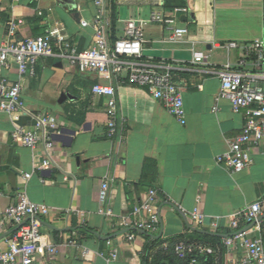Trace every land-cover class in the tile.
Masks as SVG:
<instances>
[{
    "label": "crops",
    "instance_id": "1",
    "mask_svg": "<svg viewBox=\"0 0 264 264\" xmlns=\"http://www.w3.org/2000/svg\"><path fill=\"white\" fill-rule=\"evenodd\" d=\"M71 1L75 5L64 0H20L14 5L0 0V45L51 35L78 50L88 48L95 32L81 22H92L100 7L95 0ZM176 8L188 9L175 25L187 34L170 43L164 25L152 18L170 16ZM104 9L111 41L126 37L129 23H147L144 49L149 58L196 68L193 61L199 54L207 58V65L197 66L200 69L236 68L245 61V70L257 72L252 47L264 38V0H104ZM16 20L22 25L10 36V24ZM6 76L11 82L18 79L16 71ZM177 79L185 125L145 90L126 80L81 72L64 59L40 58L36 75L24 78V112L10 116L0 111V209L23 192L51 209L42 220L44 246L34 264L229 261L225 240L233 234L234 219L264 196V141L252 149V163L243 171L232 173L218 165L216 158L229 150L228 140L243 129V112L219 97L217 77L183 72ZM96 84L116 88L121 117L127 120L123 145L107 138V100L92 95ZM39 115L75 135L54 140L50 165L36 169L34 157L46 158L45 151L16 144L12 132L18 126L32 128ZM106 182L109 189L104 192ZM151 191L156 192L153 206L161 216L156 239L126 227L142 219L135 212L150 200ZM196 210L205 216V225L193 223ZM143 213L146 219L148 213ZM261 218L252 225L241 222L239 232L264 244V214ZM183 238L207 245L213 253L181 258L175 245ZM152 240L158 242L152 245ZM49 247L56 253L50 256ZM245 256L238 241L233 258Z\"/></svg>",
    "mask_w": 264,
    "mask_h": 264
},
{
    "label": "built area",
    "instance_id": "2",
    "mask_svg": "<svg viewBox=\"0 0 264 264\" xmlns=\"http://www.w3.org/2000/svg\"><path fill=\"white\" fill-rule=\"evenodd\" d=\"M13 5L20 0H11ZM100 7L92 22L82 21L83 28L91 27L95 32L93 43L88 48L78 50L69 41L55 40L51 35L28 38L17 43L7 41L0 45V111L10 116L24 112L22 81L26 76L36 75V64L43 57H57L67 60L81 72L98 74L101 78L126 80L130 85L145 90L154 100L163 104L166 110L183 125L186 123V110L182 95V86L178 74L199 72L217 77L221 83L219 97L230 101L235 111H242L245 124L235 137L228 140L229 150L216 158L218 165L228 168L232 173H239L252 163V149L264 141V38L256 42L252 51L257 54V72L247 70L246 62H240L236 68L200 69L198 65H207V58L196 54L193 64H174L164 60H154L145 55L144 27L129 23L125 29L126 37L111 41L108 35L109 21L105 15L104 0H95ZM188 12L187 8H176L172 15H158L152 22L164 25L168 33L167 40L177 43L187 34L185 28L176 27L178 15ZM22 25L20 20L11 22L10 36L16 34ZM235 47V45H232ZM11 71L18 73V79L9 81L6 75ZM92 95L107 100V138L117 145H123L127 139V120L121 117L117 100V91L113 86L96 84ZM32 128L18 126L12 132L16 144L37 152L40 148L46 158L36 155V169L50 165L55 148L53 134L60 133V126L53 119L44 115L36 118ZM32 174H26L31 178ZM109 184H103V191H108ZM156 192H150V200L136 209L142 219L126 227H134L149 234H158L161 227L160 213L154 208ZM104 200V196L102 197ZM148 215L144 218V213ZM264 214V196L239 213L232 223L233 234L225 240L230 259L226 264H264V244L260 239H248L239 232L241 222L252 225L259 222ZM51 215V209L30 200L25 192L18 194V199L10 206L0 209V264H34L38 253L43 248V218ZM193 223L198 227L205 225V216L196 210L192 214ZM214 228L217 224L212 225ZM17 228V229H16ZM15 230L2 238L10 230ZM12 230V231H13ZM238 232V233H237ZM245 251L241 260L233 258L237 243ZM175 251L181 258L194 255L206 256L213 253L212 248L198 241L180 239ZM50 256L56 248H48ZM233 255V256H232Z\"/></svg>",
    "mask_w": 264,
    "mask_h": 264
},
{
    "label": "water",
    "instance_id": "3",
    "mask_svg": "<svg viewBox=\"0 0 264 264\" xmlns=\"http://www.w3.org/2000/svg\"><path fill=\"white\" fill-rule=\"evenodd\" d=\"M64 1H66V2H68V3H70V4H73V5H75V3L73 2V1H71V0H64ZM66 98V96H62V98H61V101H63L64 99ZM65 135H70L71 137H73L74 135H75V132L74 131H71V130H68V129H60V133L59 134H53V140H56V141H58V140H61ZM262 218L260 217V219L259 220H261ZM43 222V221H42ZM17 229V228H16ZM132 230H137L136 228H132ZM15 230H13V231H11V232H8L7 234H5L4 236H2V238H4V237H6V236H8L9 234H11L12 232H14ZM148 236L150 237V238H152V239H156L157 237L155 236V235H153V234H148Z\"/></svg>",
    "mask_w": 264,
    "mask_h": 264
},
{
    "label": "trees",
    "instance_id": "4",
    "mask_svg": "<svg viewBox=\"0 0 264 264\" xmlns=\"http://www.w3.org/2000/svg\"><path fill=\"white\" fill-rule=\"evenodd\" d=\"M135 233H138V234L143 235V236H145V237L148 236V233H147V232H145V231H141V230H138V229L135 231ZM150 242H151L152 245H154V244H156L158 241H157V240H154V241L152 240V241H150ZM148 250H149V249H148Z\"/></svg>",
    "mask_w": 264,
    "mask_h": 264
}]
</instances>
